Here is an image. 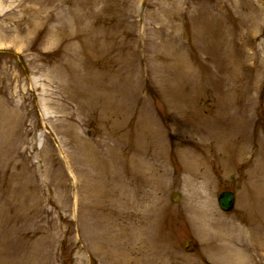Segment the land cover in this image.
I'll list each match as a JSON object with an SVG mask.
<instances>
[{
  "label": "rangeland",
  "instance_id": "obj_1",
  "mask_svg": "<svg viewBox=\"0 0 264 264\" xmlns=\"http://www.w3.org/2000/svg\"><path fill=\"white\" fill-rule=\"evenodd\" d=\"M262 187L264 0H0V264H264Z\"/></svg>",
  "mask_w": 264,
  "mask_h": 264
},
{
  "label": "bare ground",
  "instance_id": "obj_2",
  "mask_svg": "<svg viewBox=\"0 0 264 264\" xmlns=\"http://www.w3.org/2000/svg\"><path fill=\"white\" fill-rule=\"evenodd\" d=\"M117 83L116 81L111 83V86L108 88H105V91L103 92V98L105 100V106H106V111L109 114H120V104L118 105V99L116 94L118 93V91L116 89H114L116 87ZM86 99L87 101H92L95 97V93H93L94 91L89 92L88 90H86ZM88 101V103H89ZM236 121L238 120L237 118L235 119ZM140 130H139V136H140V140H142L143 142H145V140L147 141L148 139H155L156 137V141H157V147L159 149L160 153H164L165 151V145H164V139H163V135L159 133V130L157 129V127H153V122L150 119H146V118H142L140 120ZM209 123L206 122L205 125ZM238 126L240 125L239 120L237 121ZM211 126V125H210ZM233 129H235L233 127ZM211 134H213V136H215L217 139H219L221 142L223 137L221 136V134H217L218 131H211ZM220 133V132H218ZM219 136V137H217ZM163 139V140H162ZM139 140V141H140ZM149 141V140H148ZM98 144H91L87 141H81L78 142V149L81 152V158L80 161L84 162L86 165H88L89 167H91V169L94 170V174H89L88 173H84L85 176L83 177V184H82V188H81V192L83 193V198L88 200L89 202L92 203H96V204H100L101 202H103L102 200H111V202H114V204H117L119 201V196H118V188H117V184H118V179L117 177L115 185L112 189V192L114 191V195H112V193L109 194V189H108V182L104 179V171L106 169V165H107V160L105 159V157L103 156L104 153L101 152V147H100V140L98 141ZM80 143V144H79ZM244 151H241V154H243ZM120 153L118 151H115V155L112 153L113 159L114 160H118V158ZM185 157H189V155H193L191 152L187 151L185 152ZM115 157V158H114ZM187 166L190 169H196V167L198 166V164H195L193 162L188 161ZM150 169L152 170L153 167L152 165L150 166ZM262 189H264L262 187ZM260 189V190H262ZM95 206V205H94ZM101 206V205H100ZM99 216L102 214V206H101V211L99 213Z\"/></svg>",
  "mask_w": 264,
  "mask_h": 264
},
{
  "label": "water",
  "instance_id": "obj_3",
  "mask_svg": "<svg viewBox=\"0 0 264 264\" xmlns=\"http://www.w3.org/2000/svg\"><path fill=\"white\" fill-rule=\"evenodd\" d=\"M179 198H180L179 193H174L172 195V199L174 201H178ZM219 203L223 210L231 211L235 206V193L230 190L221 192L219 195Z\"/></svg>",
  "mask_w": 264,
  "mask_h": 264
}]
</instances>
